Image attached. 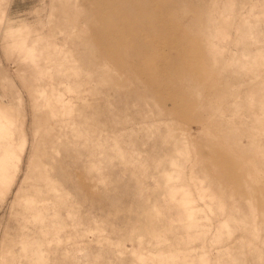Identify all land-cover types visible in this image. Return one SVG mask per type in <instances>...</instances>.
<instances>
[{
    "label": "rangeland",
    "instance_id": "rangeland-1",
    "mask_svg": "<svg viewBox=\"0 0 264 264\" xmlns=\"http://www.w3.org/2000/svg\"><path fill=\"white\" fill-rule=\"evenodd\" d=\"M0 264H264V0H0Z\"/></svg>",
    "mask_w": 264,
    "mask_h": 264
}]
</instances>
